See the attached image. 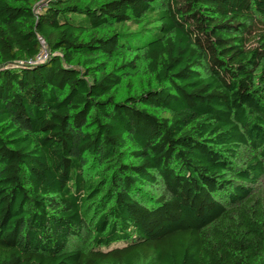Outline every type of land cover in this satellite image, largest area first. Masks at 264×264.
<instances>
[{"label":"trees","instance_id":"1","mask_svg":"<svg viewBox=\"0 0 264 264\" xmlns=\"http://www.w3.org/2000/svg\"><path fill=\"white\" fill-rule=\"evenodd\" d=\"M38 1L0 0V264H264V0Z\"/></svg>","mask_w":264,"mask_h":264},{"label":"built area","instance_id":"2","mask_svg":"<svg viewBox=\"0 0 264 264\" xmlns=\"http://www.w3.org/2000/svg\"><path fill=\"white\" fill-rule=\"evenodd\" d=\"M48 0H41L38 1L37 3H35V5L33 6V12L35 15H38L43 8V5L47 2ZM39 44H40V50L39 52L36 54V56L32 59H29L27 61L24 62H18L19 64L23 65H28V66H34L36 64L45 62L49 59V51L46 47V43L42 38H38Z\"/></svg>","mask_w":264,"mask_h":264},{"label":"rangeland","instance_id":"3","mask_svg":"<svg viewBox=\"0 0 264 264\" xmlns=\"http://www.w3.org/2000/svg\"><path fill=\"white\" fill-rule=\"evenodd\" d=\"M128 83H131V89H134V87L136 86V80H131V82H128ZM133 90H131L132 92ZM123 96V95H122ZM159 115L161 116H165V117H168V115L166 113H160L159 112ZM141 191L149 198H157L159 196V193L160 191L156 188H150V187H142ZM264 191V182H260L258 183L257 185H255L253 188H252V192L253 193H261ZM76 243H74L71 247L74 248L77 246V244L75 245ZM117 247H121L123 246V243H117L116 244Z\"/></svg>","mask_w":264,"mask_h":264}]
</instances>
